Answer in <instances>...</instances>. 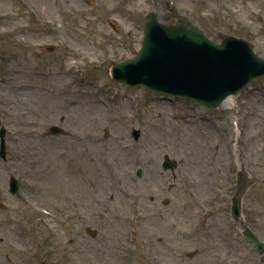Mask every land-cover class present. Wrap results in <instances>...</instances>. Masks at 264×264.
I'll return each mask as SVG.
<instances>
[{"label":"rangeland","instance_id":"rangeland-1","mask_svg":"<svg viewBox=\"0 0 264 264\" xmlns=\"http://www.w3.org/2000/svg\"><path fill=\"white\" fill-rule=\"evenodd\" d=\"M173 6L264 57V0H0V264H263L230 201L241 159L257 178L243 214L264 240V77L238 98L241 134L228 109L111 77L147 13L174 22Z\"/></svg>","mask_w":264,"mask_h":264},{"label":"water","instance_id":"water-1","mask_svg":"<svg viewBox=\"0 0 264 264\" xmlns=\"http://www.w3.org/2000/svg\"><path fill=\"white\" fill-rule=\"evenodd\" d=\"M171 15L177 17L175 23L161 22L155 12L147 14L139 53L112 68V76L117 82L144 85L155 91L189 97L214 108L227 96L238 94L250 81L264 74V59L254 53L247 41L228 36L221 44H216L187 17L178 15L175 9ZM50 132L58 134L62 130L52 126ZM134 134L138 138L139 131L135 130ZM0 136V155L5 158L4 130ZM176 166L175 160L165 156V169L174 170ZM10 185L15 193L18 185L14 178ZM235 207L239 214V200ZM87 231L94 235V230L87 228ZM244 234L248 241L254 243L255 249L260 253L264 251V243L257 235L249 229Z\"/></svg>","mask_w":264,"mask_h":264},{"label":"flooded vegetation","instance_id":"flooded-vegetation-1","mask_svg":"<svg viewBox=\"0 0 264 264\" xmlns=\"http://www.w3.org/2000/svg\"><path fill=\"white\" fill-rule=\"evenodd\" d=\"M256 89H258V88H255V89H252V90H250L249 92H248V94L247 95H249L251 92H253L254 90H256ZM229 113H231L232 114V118L234 119V120H236L237 118H238V116H239V109H238V98L235 100V104L231 107V109H230V111H229ZM242 133V132H241ZM264 163V162H263ZM242 167V173H248L247 172V169H246V165L244 164V160H243V164L241 165ZM242 173H240V176L241 177H243V174ZM248 174H250V173H248ZM251 175V174H250ZM236 176H237V172L235 173V183H237V178H236ZM262 179H264V178H262ZM262 231H263V233H264V222L262 223Z\"/></svg>","mask_w":264,"mask_h":264},{"label":"bare ground","instance_id":"bare-ground-1","mask_svg":"<svg viewBox=\"0 0 264 264\" xmlns=\"http://www.w3.org/2000/svg\"><path fill=\"white\" fill-rule=\"evenodd\" d=\"M161 15H158V17H160ZM163 22H165V23H169L168 21H163ZM233 99H234V96H229L227 99H226V101H225V103H224V105L223 106H228L229 104H232V101H233ZM109 185V184H108Z\"/></svg>","mask_w":264,"mask_h":264}]
</instances>
